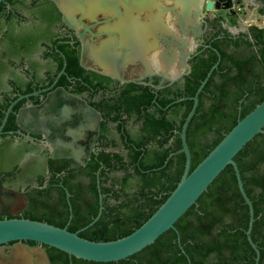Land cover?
Listing matches in <instances>:
<instances>
[{"label": "flooded vegetation", "instance_id": "af4514ba", "mask_svg": "<svg viewBox=\"0 0 264 264\" xmlns=\"http://www.w3.org/2000/svg\"><path fill=\"white\" fill-rule=\"evenodd\" d=\"M180 1L158 0L162 31H152L151 21L136 15L134 43L113 46L123 66L117 74L99 68L95 57L96 48L107 40L100 35L106 18L99 17L97 25L86 21L91 31L82 37L83 27H68L54 4L56 10L51 9V0L35 5L34 0H13L14 9L3 3L0 113L5 116L20 100L0 135V180L3 189L23 195L16 217L32 216L30 202L40 203L37 191L43 189L49 190L48 200L56 206L62 188L66 195L69 190L81 195L70 205L79 210L88 208L93 186L101 194L122 183L132 192V146L146 139V115L140 105L146 89L157 97L166 89L183 88L187 77L206 65L209 71L214 68L208 78L212 89L222 83L227 69L233 75L238 62L249 63V72L262 80L264 58L263 65L258 59L264 46V0H185L190 9L183 27L176 17ZM248 11L253 14L243 21ZM167 52L172 63L160 68L159 57ZM254 56L257 62L250 65ZM263 87L253 86L246 96L251 100ZM148 111L154 114L153 108Z\"/></svg>", "mask_w": 264, "mask_h": 264}, {"label": "trees", "instance_id": "16d2710c", "mask_svg": "<svg viewBox=\"0 0 264 264\" xmlns=\"http://www.w3.org/2000/svg\"><path fill=\"white\" fill-rule=\"evenodd\" d=\"M34 1L35 5L39 0ZM6 2L11 8H15L13 0ZM48 4L52 10H56L53 3ZM1 7L3 3L0 4ZM260 55L258 63L263 65L264 46ZM256 62L254 56L250 65H255ZM248 66L249 63H235L233 75L230 76L231 70L229 72L227 69L220 85L209 89L211 82L209 79L200 92L197 109L186 131V141L191 154V170L235 126L238 119H242L264 101V87L251 100L246 96L253 86L264 84V65L262 80H259L253 71L249 72ZM202 69L192 72L183 88L172 92L166 89L157 97L149 94V89L145 90L146 94L141 97L140 105L146 115V139L132 146L134 159L131 164L134 165L135 177L133 191L128 192L127 186L122 183H119L118 189L113 185L106 190L102 189V214L91 227L81 231L79 237L93 242H108L127 236L138 229L175 189L185 163L184 154L178 153L181 149L179 133L193 105L189 98L194 96L205 79L210 65ZM178 99L186 100L170 105ZM149 108L154 109V114L148 111ZM3 117L2 112L0 125ZM208 135H211L210 140H204ZM135 148L138 151H134ZM170 155L173 156L163 167ZM234 161L240 173L244 192L254 210L251 240L259 251L257 264H264V136L260 134L255 136L236 155ZM118 163L119 166L123 165L122 161ZM56 179L58 178L55 177L54 180ZM52 183L53 181L48 187L51 188ZM62 189L55 202L57 206L51 205L48 200L51 198L48 189L37 191L42 204L35 205L37 199L32 200L29 212L36 217L25 219L59 228L67 227L72 233L88 226L98 213L97 188L93 186L89 189L92 200L86 210L73 207L71 211L69 205L75 206L82 196L69 190L67 198L66 192ZM109 193L112 195L111 200L107 198ZM38 206L40 208L35 210ZM248 221V207L239 193L235 173L232 167L228 166L197 203L175 223V230L167 231L151 246L126 260L115 263L86 262L69 257L56 249L45 246L44 248L51 264H256V254L246 237ZM26 244L35 245L32 242Z\"/></svg>", "mask_w": 264, "mask_h": 264}, {"label": "water", "instance_id": "95a60500", "mask_svg": "<svg viewBox=\"0 0 264 264\" xmlns=\"http://www.w3.org/2000/svg\"><path fill=\"white\" fill-rule=\"evenodd\" d=\"M6 1L0 0V4L6 3ZM184 1H180L181 8L179 9V14L176 15L180 21L189 15V5ZM51 2L62 14L63 22L68 27L75 25L83 27L82 37H84L85 33H90L91 31V26H88L86 21H93L94 25H97L99 17L106 18L103 23L107 27L100 35L107 36V40L104 46L96 48L95 57L99 68H103L104 71L110 74L112 71L117 74L119 69L123 67L120 64V57L113 54L115 51L113 46L122 41L125 44L134 43V23L138 13L145 15L151 21L149 26H151L152 31H162L161 19L158 16L160 9L158 0H51ZM206 8L209 10L213 9V3L208 1ZM155 15L157 17H153ZM111 21L114 23H111ZM185 24L182 21L181 27ZM118 35H121V37H118ZM142 35L144 36L145 32ZM86 44L83 39V46L85 47ZM167 54L168 52L163 53L159 57L158 64L160 68L172 63V61L170 62V60L166 59ZM184 66L185 69L188 68L186 64ZM213 69L208 72L194 96L189 98L192 100L193 105L179 133L181 149L178 153H182L185 156L181 178L167 199L138 229L125 237L108 242H93L79 237V233L91 227L99 220L102 214V197L99 189L97 216L88 226L77 232H69L67 227L59 228L44 222L18 218L16 217L18 210L24 203L23 195L19 192L3 189L0 180V216L5 217L0 220V264H50L44 246L86 262L115 263L126 260L151 246L167 231L175 230V223L197 203L202 194L207 191L213 181L228 166H231L235 173L239 193L248 207L249 221L246 237L256 254L257 264L259 251L251 240L254 210L250 199L244 192L243 183L234 158L255 136L259 134L264 136V101L256 105L242 119H238L235 126L191 170V154L186 141V131L197 109L198 96ZM111 77L115 76L112 75ZM18 100L6 111L0 126V135L3 134L2 130L8 116ZM184 100L186 99H178L170 105ZM172 156L170 155L166 159L163 167ZM69 210L71 211L70 205ZM71 218L72 215L70 214L69 219ZM26 242H32L35 245L30 246Z\"/></svg>", "mask_w": 264, "mask_h": 264}, {"label": "rangeland", "instance_id": "374dc122", "mask_svg": "<svg viewBox=\"0 0 264 264\" xmlns=\"http://www.w3.org/2000/svg\"><path fill=\"white\" fill-rule=\"evenodd\" d=\"M249 14H253V11H248V13L244 12V16H246V17L242 18V20L245 21ZM209 138H211V135H208L204 140H206V139L210 140ZM204 140L202 139L201 141L204 142Z\"/></svg>", "mask_w": 264, "mask_h": 264}]
</instances>
